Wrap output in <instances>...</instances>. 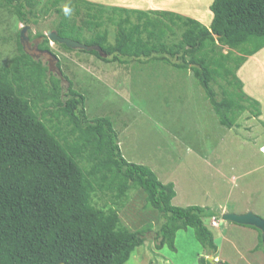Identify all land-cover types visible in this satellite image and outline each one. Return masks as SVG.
Segmentation results:
<instances>
[{
    "label": "trees",
    "instance_id": "trees-1",
    "mask_svg": "<svg viewBox=\"0 0 264 264\" xmlns=\"http://www.w3.org/2000/svg\"><path fill=\"white\" fill-rule=\"evenodd\" d=\"M37 1L0 3L12 7L26 24ZM65 1L47 0V7L62 14L57 7ZM76 1L87 10L85 27H100L98 17L104 9ZM112 11L132 13L137 21L132 23L128 16L109 18L117 27L114 44L108 43L107 32L82 40L81 28L69 26L66 19L55 32L61 38L99 47L104 56L94 51L89 54L106 63L159 61L178 70L191 68L219 124L226 128L234 125L242 108L238 100L257 103L241 91L235 73L245 57L264 48V0H213L209 27L168 11L114 7ZM175 25L183 28L181 39L168 45L164 40ZM248 44L250 48L245 47ZM217 45L242 55L236 57L229 51L213 56L210 53ZM45 72L46 68L26 54L14 58L10 66L0 67V264H125L133 250L143 245V232L120 226L115 207L95 205L92 194L96 189L97 198L108 193L117 200L126 197L131 188L140 189L146 205L162 219L154 236L157 250L165 245L174 249L176 232L190 227L206 254L215 257L217 246L203 219H220L221 214L199 206H173L174 185L161 183L146 166L127 162L112 121L108 117L88 119L84 95L69 86L62 97L58 80L50 79L48 87L43 84ZM216 78H224L236 91L218 101L211 87ZM35 99L50 100L55 110L37 111ZM47 114L56 120L62 117L69 130L64 134L53 131ZM83 161L88 169L82 167ZM254 251L264 254L260 232ZM198 264L209 262L203 257Z\"/></svg>",
    "mask_w": 264,
    "mask_h": 264
},
{
    "label": "rangeland",
    "instance_id": "rangeland-1",
    "mask_svg": "<svg viewBox=\"0 0 264 264\" xmlns=\"http://www.w3.org/2000/svg\"><path fill=\"white\" fill-rule=\"evenodd\" d=\"M84 1L104 9L98 17L101 23L97 29L85 27L87 10L80 1L60 3L57 8L63 13L58 14L55 9H48L47 0H39L28 13L26 24L18 19L12 7L0 3V67H8L14 58L26 54L32 62L46 68L43 82L46 87L52 83L50 79H55L59 81L62 97L69 86L83 94L88 119L108 117L112 121L122 157L129 163L148 167L161 183L174 185L173 206H199L219 214L244 213L249 209L264 220V48L245 57L235 73L241 91L257 103L238 100L242 108L235 116L234 125L226 128L219 124L191 68L178 70L159 61L106 63L89 52L67 50L48 40L49 34L66 19L69 26L81 28L82 40L88 41L97 32H107L108 43L114 44L117 27L109 18L128 16L132 23L137 21L132 13L114 14L113 7L130 11L137 10L130 6L141 3L146 9L153 1L166 0ZM201 1L181 0L176 9L180 15L209 27L212 18L209 5L213 0L207 4ZM65 7L70 10L67 15ZM182 32L180 26H172L164 42L168 45L179 42ZM20 37H23L21 42ZM245 47L250 48L251 44ZM229 51L236 57L242 55L239 50L221 45L210 54L218 56ZM211 87L218 101L235 90L224 78H216ZM50 104V100L35 99L37 111L55 110ZM51 115L45 117H51L52 130L66 133L69 127L62 117L57 121ZM68 140L71 142L72 137L68 136ZM81 165L89 168L86 161ZM92 200L104 209L115 207L120 226L143 232V245L133 250L125 264H198L200 258L213 257L206 254L190 227L176 232L174 249L165 245L157 250L154 236L162 219L146 205L145 194L140 189L131 188L122 200L108 193L97 198L96 189ZM212 219L216 226L211 225ZM203 223L211 231L217 251L225 246L230 258H238L222 239L223 234L236 235V231L225 230L228 222L204 218Z\"/></svg>",
    "mask_w": 264,
    "mask_h": 264
},
{
    "label": "crops",
    "instance_id": "crops-1",
    "mask_svg": "<svg viewBox=\"0 0 264 264\" xmlns=\"http://www.w3.org/2000/svg\"><path fill=\"white\" fill-rule=\"evenodd\" d=\"M123 1H127V0H123ZM190 1H193V0H190ZM207 1L208 3L210 2V0H202L201 2H204V4H207ZM178 2L181 3V0H166V1H159V2L153 1L150 3V5H147L146 9L142 8L141 3L136 4L135 6H130V8L141 10V11L142 10L168 11V12L176 13L178 11L176 9V5L178 4ZM196 2H198V0H196ZM101 4H104V3H101ZM139 5H141L140 8H138ZM111 6H115V5H111ZM177 14L179 13L177 12ZM237 214H243V213H237ZM227 229L236 231L235 232L236 235L227 236L223 234L222 239L224 240L225 243H227L231 247V249L234 250L238 258H235V257L230 258L229 254H227L226 252L227 250H225L226 247L223 246L222 251L218 249L217 252L219 253L218 254L216 253V256L212 257L213 260L215 261L217 260V262H223V261L229 262V264H264V254L261 251H254V248L257 245L258 235H259V232L255 228L239 226V225L235 226V224L233 223L231 224L228 223V224H225V230Z\"/></svg>",
    "mask_w": 264,
    "mask_h": 264
},
{
    "label": "water",
    "instance_id": "water-1",
    "mask_svg": "<svg viewBox=\"0 0 264 264\" xmlns=\"http://www.w3.org/2000/svg\"><path fill=\"white\" fill-rule=\"evenodd\" d=\"M22 35V32L20 36ZM217 37V36H215ZM23 41V37H20V42ZM48 40L64 45L66 48L71 50H83L85 52H97L100 56H104L101 49L97 46H86L76 41L61 38L56 32H51L48 36ZM24 47V46H23ZM220 220L223 222L234 223L240 226L252 227L258 230L262 236H264V220L254 215L251 211H247L243 214L236 213H222ZM209 264H218L212 257L207 258Z\"/></svg>",
    "mask_w": 264,
    "mask_h": 264
},
{
    "label": "clouds",
    "instance_id": "clouds-1",
    "mask_svg": "<svg viewBox=\"0 0 264 264\" xmlns=\"http://www.w3.org/2000/svg\"><path fill=\"white\" fill-rule=\"evenodd\" d=\"M63 10H64V12H65L66 15L69 14V12H70V10L67 7H65ZM54 43H56V42H54Z\"/></svg>",
    "mask_w": 264,
    "mask_h": 264
},
{
    "label": "built area",
    "instance_id": "built-area-1",
    "mask_svg": "<svg viewBox=\"0 0 264 264\" xmlns=\"http://www.w3.org/2000/svg\"><path fill=\"white\" fill-rule=\"evenodd\" d=\"M211 225L212 226H216L217 225V223H216V221L214 219H212Z\"/></svg>",
    "mask_w": 264,
    "mask_h": 264
},
{
    "label": "bare ground",
    "instance_id": "bare-ground-1",
    "mask_svg": "<svg viewBox=\"0 0 264 264\" xmlns=\"http://www.w3.org/2000/svg\"><path fill=\"white\" fill-rule=\"evenodd\" d=\"M261 148H263V147H261ZM262 152H264V149H262Z\"/></svg>",
    "mask_w": 264,
    "mask_h": 264
}]
</instances>
